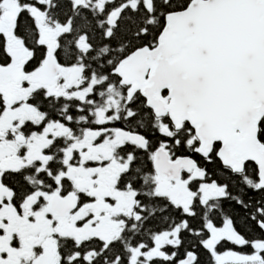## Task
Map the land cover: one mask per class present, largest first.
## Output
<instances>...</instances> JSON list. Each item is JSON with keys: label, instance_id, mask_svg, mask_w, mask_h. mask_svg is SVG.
<instances>
[{"label": "snow or ice", "instance_id": "6c2138e0", "mask_svg": "<svg viewBox=\"0 0 264 264\" xmlns=\"http://www.w3.org/2000/svg\"><path fill=\"white\" fill-rule=\"evenodd\" d=\"M0 264H264V0H0Z\"/></svg>", "mask_w": 264, "mask_h": 264}]
</instances>
